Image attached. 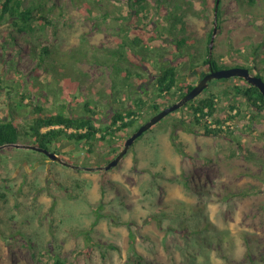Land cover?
<instances>
[{"label":"rangeland","instance_id":"1","mask_svg":"<svg viewBox=\"0 0 264 264\" xmlns=\"http://www.w3.org/2000/svg\"><path fill=\"white\" fill-rule=\"evenodd\" d=\"M247 1L220 0L211 55L220 65L249 66L264 80V0H254L252 7ZM179 2L184 34L204 53L215 0ZM129 3L58 0L64 10L33 34L38 44L54 46L45 63L19 58L15 39L0 32V60H6L0 62V123L15 118L20 145L33 143V115L101 118L109 105L130 110L132 104L135 124L115 136L125 142L151 117L154 103L173 104L174 98L159 97L155 77L159 64L176 57L170 22L151 5L142 18ZM0 29L11 28L4 22ZM20 37L22 45L23 37L30 43L27 35ZM135 37L147 47L135 46ZM200 58L198 53L193 63L180 61L178 68L195 85L205 72ZM236 85L244 83L216 80L197 100L214 96L212 121L236 105L234 130L206 136L204 121L189 123L185 111L174 112L138 138L109 171L53 165L61 181H70L57 195H37L23 182L24 175L32 176V183L47 176L39 153L0 150V194L6 193L0 197V264H264V111L256 116L234 94ZM68 130L59 138L64 144ZM173 132L177 146L170 140ZM94 145L89 153L86 147ZM118 150L106 141H81L70 155L100 168Z\"/></svg>","mask_w":264,"mask_h":264},{"label":"trees","instance_id":"2","mask_svg":"<svg viewBox=\"0 0 264 264\" xmlns=\"http://www.w3.org/2000/svg\"><path fill=\"white\" fill-rule=\"evenodd\" d=\"M130 3V7L134 10L136 14L142 16V18H147L146 13H148V7L151 5L154 9V12L161 13L164 18H166L170 22V27L168 28L169 35L171 36V44L175 48V59L168 60L166 62V66H162L159 64L158 72L156 74V90L159 94V97L164 96L166 99L174 98L172 101L173 103L180 100L186 93H188L194 86L195 83L193 81H189L185 76H183L179 71L180 61L188 60L190 63H193L198 53L201 55L200 62L205 72L210 70H219V69H227L231 67H241L240 65L235 66H225L220 65L215 60L214 56L209 54V48L206 46L204 48V53H200L195 50L191 44V41L185 36V23L183 21V15L180 14L181 4L179 0H127ZM216 2V0H215ZM247 3L250 7L254 6V0H248ZM58 0H0V24L2 25L4 22L6 26L10 27L11 29H0V32L5 33L8 31L9 37L15 39L17 53L20 56H24L25 58H30L34 60L36 63H45L49 56L52 55L55 50L53 49V44H38L37 42L33 41V34L36 30V26L40 27H49L53 23L50 19V15L54 12L64 10L62 5H59L58 9ZM215 5L212 6L214 11ZM184 11V9H183ZM184 14V13H183ZM221 16V9H218L217 18L219 19ZM179 26V27H178ZM158 28V27H157ZM160 32L159 29H155L156 37ZM213 33V29H211L207 35V45L210 43V39ZM7 34V33H6ZM160 34V33H159ZM23 35H27L30 37V43L28 42L25 37H23V45L21 44ZM1 44V41H0ZM133 44L140 48H146L145 42L142 41L140 38H133ZM1 48V47H0ZM11 51L8 53L2 51L3 55L10 54ZM116 56L118 52H114ZM2 55V56H3ZM120 58H122L119 55ZM7 60H11L7 59ZM1 61V63H5ZM246 68L249 69L250 73L252 72V68L247 66ZM128 74V73H127ZM256 76L262 77L260 74H256ZM230 80H239L244 83L243 86H233L232 89L234 94L237 96L242 97L249 107H251L255 112L256 116L259 112L264 111V100L261 93L255 87L249 85L246 81L241 78H230V79H223L218 80L222 82L230 81ZM216 80H212L209 82H215ZM173 92V93H172ZM172 93V94H171ZM175 96V97H173ZM200 96V95H199ZM198 97L193 99L192 101L188 102L184 107L180 110L185 111L187 115L191 117V120H187L189 123H194L196 125H202V121L204 120L205 116H209L212 118L215 113V102L214 96L210 95L205 97L199 101ZM171 105V102H166L163 105L158 103H154L151 106L152 116L159 113L162 109L166 106ZM85 109L88 108L86 104ZM37 112H41L39 107H36ZM177 112V111H176ZM236 112L235 114H233ZM87 113H89L87 111ZM173 114V113H172ZM48 117H40L38 121L35 123L34 128H30V131L33 133V137L35 139H39L42 142L51 141L56 138H59L63 133V129L74 128L76 130L80 128H87V133L79 134L76 132L75 134L67 135L68 138L74 139L75 141H81L83 139L93 137L94 134L100 133L102 134L100 129L95 128L92 126L91 122L88 120L89 116L78 118L76 116H64L62 114L51 115L48 114ZM171 115V114H170ZM90 116H94L91 114ZM240 116V110L236 105H230L228 114L225 118L221 120L215 119L214 122L224 123L227 120L235 119L236 117ZM255 115H251V122L255 121ZM166 118V117H165ZM145 120V122H147ZM118 121L120 122L119 126H117ZM145 122L140 123L134 130L128 135L130 136L133 132H135L140 126H142ZM184 120H181L183 124ZM135 124L134 120V112L130 110L125 113V109H123L117 116H115L111 122V126H107L105 131H103L102 140L106 139V136H113L115 133L123 132L128 127H133ZM158 124V123H157ZM205 130L203 132L206 136H211L214 134H226L223 133L222 130H213L208 127L206 122L203 123ZM46 126H59L58 129H52L48 132L42 133L41 129ZM117 126L116 129H111V127ZM177 128V126H174ZM153 128V127H152ZM151 128V129H152ZM149 129V130H151ZM148 130V131H149ZM146 133V132H145ZM144 135V134H143ZM141 135V136H143ZM140 136V137H141ZM20 137V132L17 125L12 121L2 122L0 123V145L5 144H15L18 143ZM139 137V138H140ZM170 140L174 146H177L175 141L174 132L170 135ZM123 140L117 142L118 144V152H116L111 159L115 158L119 151L123 147ZM38 144L43 145L41 142ZM178 151L183 155L184 153L182 150L178 149ZM56 264H63L60 261H56Z\"/></svg>","mask_w":264,"mask_h":264},{"label":"flooded vegetation","instance_id":"3","mask_svg":"<svg viewBox=\"0 0 264 264\" xmlns=\"http://www.w3.org/2000/svg\"><path fill=\"white\" fill-rule=\"evenodd\" d=\"M205 73L206 72H202L201 78H202V76ZM130 106H131L130 107V111L134 112L132 110V108H133L132 104ZM123 109H125V108H122V109L118 108L117 109L115 106L109 105V107L105 111V114L101 118H99V117H97L95 115L94 116H89L88 120L91 122L92 126H94L97 129H100L102 134L97 133V134H94L93 137H89V138L83 139L81 141H83L84 143H92V142H94L96 144H98L99 142L102 143V142L106 141V143H108L111 146H114V144L116 145L117 142L120 141V140L116 141L115 136L117 135V133H115L113 136L112 135L111 136L110 135L106 136L105 140H102L101 138L103 136V131H105L106 127L107 126H111V122H112L113 118L115 116H117ZM128 111L129 110L125 109V113H127ZM69 117H70V114H69ZM33 118L37 122L40 117L37 116V115H33ZM78 118H83V117L79 116ZM2 120H5L4 122H7V121L14 122L15 118L13 117V120H9L8 118H2ZM119 124H120V122L118 121L117 126H119ZM117 126L111 127V129H116ZM34 127H35V124L31 126V128H34ZM58 128H59V126H46V127H43L41 129V132L45 133V132H48V131H50L52 129H58ZM43 129H45V131H43ZM69 129H72V130H71L70 134H68V135L75 134L76 132H79V134H85L88 131L87 128H80L78 130H76L74 128H69ZM30 135H32V138H33V143L31 145H35V146H37V147H39L41 149H44V150H46V151H48L50 153L55 154L56 157L60 158L62 161L66 162V163H70V164H73V165H76V166H80L82 168H91V167H88V166L82 164L81 162H75L74 159L72 158V156L70 155L71 152L74 150V148L81 141H75L74 139H70V138H68L66 136V139H69V143H67V144H64L62 141L63 140L65 141V139L61 140V139H59L60 137L56 138L54 140H51V141L42 142L41 140H39V139L37 140V139H35L33 137L32 131H30ZM38 142H41L43 145L38 144ZM0 146H3V145H0ZM10 147H13V146H10ZM94 147H95V145L92 146V147L87 146L86 149L88 150L89 153H92V150L94 149ZM6 148H8V147H6ZM6 148H0V150L6 149ZM22 149H24V148H22ZM25 150L35 151V152L39 153L43 157V159L41 160V162H38V164H42L43 166H45V170L47 171V176L44 177V178L36 177L34 179V181H33L35 183H32V179H33L32 176L28 177V176L24 175V177H23V182L25 184L27 182L29 187L32 186V188L35 189V194H37V195H40V194H42L45 191L47 192V194L50 193L51 195L59 194L60 190L67 191L65 183L66 182H70V181L67 180V181L63 182V181L60 180L58 173L52 172L51 167L53 165H55V164L63 166V167L68 168V169H72V170L77 171V172H88V171H85V170L73 169V168H71L69 166H66V165H63V164H61V163H59L57 161H51L48 158V156L45 153H43V152H40V151H37V150H32V149H25ZM33 177H34V175H33ZM14 194H16V193H14ZM4 195H6V193L0 194V197H2Z\"/></svg>","mask_w":264,"mask_h":264},{"label":"water","instance_id":"4","mask_svg":"<svg viewBox=\"0 0 264 264\" xmlns=\"http://www.w3.org/2000/svg\"><path fill=\"white\" fill-rule=\"evenodd\" d=\"M220 0H216L215 2V8H214V28L213 33L210 39L209 43V54H212V45L214 43V38L216 36V33L218 31L217 26V13L219 9ZM230 78H241L244 81H246L249 85L255 87L258 89V91L261 93L263 100H264V80L262 77L252 75L248 68L245 67H231L227 69H219V70H210L206 72L202 78L196 83V85L188 92L186 93L180 100L177 102L166 106L164 109L159 111V113L155 114L154 116L150 117L147 122H145L142 126H140L135 132H133L124 142L123 148L118 153V155L113 158L111 161H109L105 166L100 168H82L80 166H76L70 163H66L62 161L60 158L56 157L55 154L50 153L44 149H41L35 145H20L18 143L15 144H5L3 146H0V148H6V147H16V148H24V149H32L37 150L40 152L45 153L48 158L51 161H57L63 165L69 166L73 169L77 170H85L88 172H97L102 171L106 172L110 169L116 167L121 160L124 158V156L127 154L129 148L134 144V142L145 132H147L149 129H151L153 126H155L157 123H159L161 120H163L168 115L178 111L182 107H184L188 102L192 101L196 97H198L207 87L209 86V82L212 80H223V79H230Z\"/></svg>","mask_w":264,"mask_h":264},{"label":"built area","instance_id":"5","mask_svg":"<svg viewBox=\"0 0 264 264\" xmlns=\"http://www.w3.org/2000/svg\"><path fill=\"white\" fill-rule=\"evenodd\" d=\"M235 113L236 112H234L233 114H235ZM247 117L249 118V116H247ZM203 121L208 124V127L210 129H213V130H222L224 132H226V131H232L236 127H238V125L235 124V120L234 119L227 120L224 123L217 124L214 121H212L209 116H205ZM71 130L72 129H69L68 131L71 132Z\"/></svg>","mask_w":264,"mask_h":264}]
</instances>
